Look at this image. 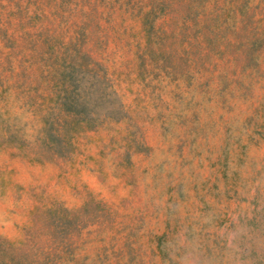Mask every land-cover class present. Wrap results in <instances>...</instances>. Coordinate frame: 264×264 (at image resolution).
I'll return each mask as SVG.
<instances>
[{"label":"rangeland","instance_id":"1","mask_svg":"<svg viewBox=\"0 0 264 264\" xmlns=\"http://www.w3.org/2000/svg\"><path fill=\"white\" fill-rule=\"evenodd\" d=\"M0 264H264V0H0Z\"/></svg>","mask_w":264,"mask_h":264},{"label":"trees","instance_id":"2","mask_svg":"<svg viewBox=\"0 0 264 264\" xmlns=\"http://www.w3.org/2000/svg\"><path fill=\"white\" fill-rule=\"evenodd\" d=\"M61 76L65 85L57 92L56 98L65 111L78 115L80 119L121 113L119 95L114 88H107V77L97 69L73 65L64 69Z\"/></svg>","mask_w":264,"mask_h":264}]
</instances>
